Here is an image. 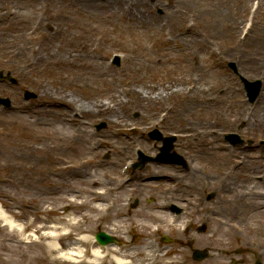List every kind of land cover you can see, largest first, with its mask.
<instances>
[{
	"label": "bare ground",
	"instance_id": "1",
	"mask_svg": "<svg viewBox=\"0 0 264 264\" xmlns=\"http://www.w3.org/2000/svg\"><path fill=\"white\" fill-rule=\"evenodd\" d=\"M250 1L178 0L181 5L176 4L167 9V21L154 27L156 15L147 9H140L139 0H35L37 4L40 3L42 10L39 23L45 27V30L41 27L40 31L34 32L37 39L18 44L9 40L5 32H0V64L17 59V70L38 95L34 103L19 102L12 110L10 120L28 122L45 130V135H38L30 141L16 142L5 154L7 163L4 168L9 174L7 179L0 178V185L3 182L11 183L18 195H11L0 188V193H5L4 196L0 195V203L4 207L11 204L17 209L11 213L14 220L21 223V227H15L13 221H9L0 209V249L9 250L13 244L21 245L25 242L31 248L39 249L27 264H136L142 258L147 261L146 264H183L179 257L165 263L164 258L171 252L175 253V249H168L152 239L160 228L179 232L177 220H169L162 208L151 213L138 212V216L144 217V220L156 227L146 234L148 240L140 245L133 246L131 240H125L123 246H100L94 239H90L87 234L92 231L93 223L107 218L111 212H116L112 219L116 218L118 212H122L115 207L118 197L112 200L110 195L124 188L126 181L123 177L117 180L102 179V172L108 173L113 169L104 162L92 159L77 163L73 161L87 154L90 145L94 147L96 144L115 152L120 161L134 159V146L137 143L133 136L151 127L156 119H167L172 111V122H179L178 127L181 132H186V138L199 137L203 144L208 135L219 134V128L215 130L212 126L197 130L199 134L192 128L194 124L189 113L211 111L208 103H216V98L208 97L210 87L205 83L210 69L201 66L198 55L205 53L222 58L235 57L244 68L243 71L258 69V74L264 76V30H259L252 23L242 35L244 20L239 18V12ZM261 5L264 7L262 0H258V10H261ZM8 14L18 16V12L14 11ZM103 22H122L128 27H157L167 35L168 42L179 40L184 50L191 54L187 66L178 67V75L169 68L166 71L171 74L167 80L151 82L152 73L167 67L169 60L164 61L158 53L143 47L137 53L125 51L121 58V68L113 70L104 55L112 43L106 36L98 37L100 30L96 24ZM45 42L56 43V46L51 49L44 45ZM191 60L198 63L194 64ZM47 72L55 73L66 89L49 88L42 81V75ZM224 81L227 82L226 79ZM222 84L220 81L219 85ZM79 89L87 90L88 94L80 96ZM262 91L259 100L264 102ZM169 99H177L175 108L166 105ZM135 111L148 116L149 124L143 126L139 120L132 119L131 114ZM85 119H90L89 125L105 120L108 129L95 132L89 128L80 132L79 126ZM197 120L201 118L197 117ZM0 121L9 122L1 115ZM55 124L60 125V128L52 134L48 129ZM225 125L233 127L234 122H226ZM72 127L77 128L72 134L59 131ZM121 139L132 143L133 150L129 149V144L122 143L120 146ZM78 141L84 147L75 150L71 145ZM201 159L204 160L205 156ZM214 160L223 170L224 179L232 180L235 165L228 164L226 160ZM238 163L243 165L247 174L245 181L253 180L258 174V166L253 161L239 160ZM151 174L155 179L166 178L160 176L158 170H153ZM11 176L14 178L11 179ZM47 180L52 181L49 186L40 184ZM82 181H85V187L78 188V183ZM244 196L249 194L243 195L237 191L232 202H222L223 208L219 209L225 211L227 216L218 210L210 212L214 221L227 223L232 239L239 238L238 222L245 219L247 214H264V204L246 202ZM46 204H51L52 208L44 209V217H29L33 210H40ZM60 208L64 212H59ZM79 209H84L88 214L76 219L75 215L81 211ZM91 215L97 216L93 220ZM110 224L123 226L121 220ZM143 226L149 229V226ZM30 228H33L32 233L37 234L36 239H32L33 234L27 233ZM202 240L190 238L188 242L199 245L204 244ZM207 245L213 251L220 250V243L214 235L208 237ZM67 249L70 251L63 252ZM143 263L141 261L140 264ZM203 264L222 263L218 254H215Z\"/></svg>",
	"mask_w": 264,
	"mask_h": 264
},
{
	"label": "rangeland",
	"instance_id": "2",
	"mask_svg": "<svg viewBox=\"0 0 264 264\" xmlns=\"http://www.w3.org/2000/svg\"><path fill=\"white\" fill-rule=\"evenodd\" d=\"M9 1L13 3L9 4ZM256 1L251 0V4L249 3L247 7L245 5V9L242 8L239 12V18L241 20L246 19L244 25L252 21L253 26L259 30H264V7L261 5V10L257 9V11L255 8ZM262 2L264 3V0ZM39 4L35 0H1L0 32H5L9 40L18 44L37 39L38 37H35L34 32L40 31L41 27L45 30L43 23H39L38 20L42 14ZM176 4L181 5L178 0H139L138 7L140 9H147L153 15H156L155 27L158 23L167 21V9L175 7ZM10 11L18 12V16L9 15ZM96 25L100 30L98 37L102 35L106 36V39L112 43L109 51H104V55L112 65L113 70L118 71L121 68V58L125 51H135L137 53L142 51L143 47H146L158 53L164 61L169 60L167 67L152 73L151 82L159 83L160 81L167 80L171 74L170 71H166L167 69L172 68L173 73L178 75V67L187 66L186 62L191 57V54L184 50L179 40L168 42L167 35L163 31L158 30L157 27L154 29L136 25L128 27L122 22H103ZM49 26L50 24L47 26L48 29ZM228 26H232V24ZM234 28H236L235 24ZM44 45L53 49L56 43L45 42ZM198 56L201 66L210 69L205 83L210 87L208 89V97L216 98V103L213 101L208 103L212 109L211 111L189 113L194 124L192 128L196 130L197 134H199L197 130L202 131L208 129L209 126L214 127L215 130L219 128L221 132L219 134L212 133L208 135L203 144H201L198 136V138H186L184 136L186 132H181L180 127H178L179 122H172L174 117V112L172 111L167 119H156L151 127L145 128L140 135L133 136V140L137 143L134 146V150L135 147H139V150L145 156L156 155L159 152L158 148L161 142L150 138L148 133L157 129L162 135H175L174 150L184 157L187 163L186 167L177 164L147 162L142 167L129 168L124 176L122 174L123 166L129 162L125 160L120 161L115 156V152L99 147L97 144L95 147L90 145L88 153H85L83 157L73 162L77 163L85 159L104 162L107 167H112L113 169L108 173L102 172L103 175L100 174L102 179L117 180L123 176L128 181H126L124 188L113 191L110 195V199L112 200L118 197V203H115L117 204L115 207L122 212H118L114 219L111 217L116 212H111L107 218L93 223L92 231L87 235L92 239L94 232L101 230L114 236L119 241L118 246H123L125 240H131L133 246L140 245L148 240L146 234L151 230L153 231L155 225L148 220H144V217L138 216V212L151 213L157 208H162L166 214L165 216L169 220H172L176 214L171 209V206L175 205L179 208V219L176 221L179 232L176 233L167 228H160L152 238L156 243H160L168 249H175V253L171 252L164 258L165 263L179 257L180 261L181 259L183 260V264H203L215 254H218L219 261L222 264H253L257 257H260L261 263L264 264V214L258 216L247 214L245 219L238 222L239 238L232 239L231 231L226 226L227 223L219 224L214 221V217L210 213L211 210H218L222 212L223 216H227V213L221 210L223 208L222 202L225 200L232 202L237 191L243 195L249 194V196H244L246 202H261L264 204V127L262 126L264 125V102L262 100L258 101V98L253 103L249 101L245 96L243 83L240 79V77H243L248 81L260 80L262 83L261 92H263L264 76L258 74V69L243 71L244 68L235 57L230 58L229 56H225V58H222L217 55L208 56L205 53H201ZM16 61L17 59H13L10 62L0 64V70L9 71L15 77V80L18 81L17 85L0 81V96L7 97L11 101V106L7 109L0 106V115L9 121H0V178L2 179H7L6 177L9 174L4 168L5 163H7L5 161L6 152L18 141H30L38 135H45L44 128L38 125L28 124V122H11L10 120L12 110L19 102L22 104L34 103L38 96L28 86L27 79L22 77L19 70H17ZM191 62L194 64L198 63L194 60H191ZM229 62L234 64L235 70L229 68ZM224 79L227 80L226 83ZM42 81H45L49 88L62 87L66 89L63 85L64 83L59 81L55 73H44ZM220 81L223 82L222 85H219ZM67 90L71 91L74 89L68 88ZM26 92L33 93L34 98L25 99L23 95ZM78 92L80 96H84L85 93L88 94L85 89H79ZM104 100L107 99L104 98ZM176 102L177 99H169V101H166V105L169 104L175 108ZM193 107L194 104L191 108ZM155 109L158 111V106ZM142 115L141 111H135L131 114V118L139 120L143 126L148 125L150 122L149 117ZM197 117H200L201 120H197ZM89 121L90 119L83 121L82 125L79 126L80 132L89 128L95 132H102L108 129V123L105 120H99L91 125H89ZM232 121L234 122L233 127L225 125L226 122ZM101 122L105 123V126L98 129L97 126ZM252 123L254 125H250ZM59 128L60 125L55 124L50 126L48 130L53 134ZM76 129V127H72V129L65 128L59 131H69L72 134ZM229 133H236L244 140L240 144L234 145L236 146L233 147L234 151L228 150L229 146L224 140V137ZM249 142L250 144H248ZM78 143L79 141L72 144L71 147L75 148V150L78 148L82 149L84 146H80ZM122 143L129 144V149L133 150V144L129 143L127 139H121L120 146ZM242 147H244V151L241 150ZM235 148L239 150L235 152ZM202 156H205L204 160L201 159ZM137 158L138 154H136L133 161L136 162ZM214 158L226 160L229 162L228 164L232 163L235 165V173L232 175V180L224 179L223 170L219 168V163ZM239 160L253 161L258 166L256 170L258 174L254 176L253 180L248 179L245 181L247 174L244 171L243 165H239ZM153 170H158L160 176L164 175L166 178H152L151 173ZM138 172L142 174L138 175ZM10 178L13 179L14 177L11 176ZM51 182L50 180L41 181L40 184L42 186H49ZM57 184L60 185V183ZM188 185L189 187H187ZM77 186L78 188H84L85 181H82L80 184L78 183ZM0 188L6 193H11V195H18L16 188L11 183L3 182ZM184 188H187L185 193L183 192ZM211 193H214L213 197L208 199ZM0 195L4 196L5 193H0ZM127 199L128 202H126ZM135 199H137V203L133 206L132 203ZM51 208V204H46L40 210H33L29 217L33 218L36 215L44 217L46 215L44 209L49 210ZM0 209L5 212L4 214H6L9 221H13L12 224L15 227H21V223L16 222L11 213L12 210L17 211V209H14L11 204L4 207L1 203ZM63 210L60 208L59 212H64ZM79 210L81 211L75 215L76 219L88 214L84 209ZM96 216L93 217L91 215L90 218L94 220ZM183 219L190 221L189 227L186 229L182 227L181 222ZM120 220L123 226H113L110 224V222ZM221 220L224 221V219ZM143 225L149 226V229ZM200 227H204L202 232L198 231ZM32 231L33 228H30L27 230V233L33 234L32 239H36L37 234L32 233ZM163 235L168 237L170 241H162L161 237ZM212 235L220 243L219 251H213L207 245L208 237ZM190 238L203 239L204 244L194 245V242H188ZM13 245L9 250L0 249V264H27L29 259L39 252V249L29 247L26 242L21 245ZM193 249H205L208 250L209 254L207 258L195 261L191 256ZM65 251L69 252L70 250L67 249L63 252ZM141 261L147 263L142 258L141 260H137L136 264H140ZM32 264L42 263L36 262Z\"/></svg>",
	"mask_w": 264,
	"mask_h": 264
},
{
	"label": "water",
	"instance_id": "3",
	"mask_svg": "<svg viewBox=\"0 0 264 264\" xmlns=\"http://www.w3.org/2000/svg\"><path fill=\"white\" fill-rule=\"evenodd\" d=\"M0 76H1V73H0ZM13 82H15V80H13L10 76H9V73L7 74V76L5 77ZM254 85V84H253ZM251 84H248L247 86H253ZM253 88V89H251ZM257 88H258V85H255L253 87H249V90L251 89L250 92H252L253 96L255 95L256 91H257ZM253 98V97H252ZM0 103H3L5 106H8L9 105V101H7V99H0ZM174 140L173 137H170V138H165L163 141H164V146L162 148V154L159 155L158 157V161H172V162H182L180 157L177 156L176 154H171L169 155L168 154V151L171 149L172 147V141ZM144 161L141 162V164H143ZM110 240V239H108ZM205 256V253H202V252H199V251H196L195 252V255L194 257L195 258H200V257H203Z\"/></svg>",
	"mask_w": 264,
	"mask_h": 264
}]
</instances>
